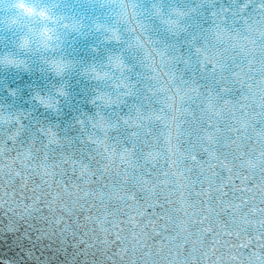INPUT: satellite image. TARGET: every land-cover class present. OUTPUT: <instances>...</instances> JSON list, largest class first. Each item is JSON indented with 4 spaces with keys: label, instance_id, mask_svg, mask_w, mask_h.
<instances>
[{
    "label": "water",
    "instance_id": "95a60500",
    "mask_svg": "<svg viewBox=\"0 0 264 264\" xmlns=\"http://www.w3.org/2000/svg\"><path fill=\"white\" fill-rule=\"evenodd\" d=\"M17 2L0 0V59L23 62L19 67L0 65V264H260L257 255L264 257V248L257 245L256 221L264 207V192L259 187L264 179V165L259 163L264 159L259 155L264 143L253 131L264 127L259 95L264 0H25L50 10L51 20L44 23L24 16L14 6ZM131 4L152 46L170 61L165 71L174 73L176 84L167 95H174V88L182 84L198 87L202 97L211 90L235 105L234 117L225 114L220 118L221 135H229L226 126L231 123L237 131L228 138L236 141L237 148L243 146V159L237 161L239 176L232 174L231 181L227 171L217 168L214 177L208 170L200 141L196 149L185 147L182 157H173L184 160L177 166L178 173L184 167L194 169L181 181L172 175L175 168L167 165L163 143L157 145L161 156L151 163L134 161L129 168L118 158L119 146L114 141L129 135L119 121L134 116L137 109L146 112L149 102L153 109L161 106L155 102L162 101L163 94L150 96L146 91L158 87L154 85L157 81L145 77L156 76L161 85L167 80L158 75L162 64L158 57L153 54L145 62L142 53L130 47L135 34L123 20ZM174 10L184 15L178 17ZM128 19L135 23L131 15ZM167 20L176 21L177 27L169 29ZM42 28L51 37L48 50L42 47ZM106 28L115 30L120 41L110 40ZM217 28L242 39L217 42ZM22 39L29 41L28 50L19 47ZM231 43L242 45L249 54L232 49ZM197 48L210 58L221 53L215 69L208 63L201 67ZM116 55L127 69L122 76L108 66V58ZM51 61L70 67L57 76L49 66ZM91 68L110 71L113 79L97 81L87 74ZM233 72H240L243 83L229 77L231 91L221 94L224 82L216 81L221 74ZM120 79L130 85L132 95L105 106L98 97L116 98L119 90L112 84ZM37 97L54 101V107L45 108ZM187 107L184 119L190 124L191 113L199 109L195 102ZM97 114L110 125H118V131L108 133V151L113 146L117 149L111 162L100 156L104 148L96 152L88 142L90 136L103 135L92 127ZM252 116H256L252 128L241 131L238 121ZM49 129L58 143L46 147L48 137L43 133ZM129 143L124 139V146ZM191 155H197L201 163L193 162ZM65 157L70 161L67 165ZM72 161L78 164L73 166ZM80 165L89 167L86 175ZM201 168L203 173H199ZM116 173L127 182L113 183ZM245 176L249 179L242 184ZM221 181L228 197L216 191ZM179 183L188 186L177 187ZM233 185L245 191L233 196ZM242 201L247 203L233 213L231 205ZM251 208L257 209L254 216L249 213ZM245 214L252 225L244 224L241 215ZM234 217L236 226L226 229L225 221ZM249 239L248 248L240 247Z\"/></svg>",
    "mask_w": 264,
    "mask_h": 264
},
{
    "label": "snow or ice",
    "instance_id": "6c2138e0",
    "mask_svg": "<svg viewBox=\"0 0 264 264\" xmlns=\"http://www.w3.org/2000/svg\"><path fill=\"white\" fill-rule=\"evenodd\" d=\"M123 2V0H122ZM17 9L21 10L24 16L28 18H38L41 23L48 22L51 20L49 15V9L47 7H41L38 3H26L25 0H18V2L14 5ZM247 5H245L246 7ZM135 5H129V11H126L124 14L123 22L128 24V31L134 33L133 41L130 47H133L139 50L142 53L143 61L148 62L150 57L154 54L158 57L161 61V67L158 71V75H164L167 77L166 82L161 85V82L157 80L156 76H148L145 77L149 80H156V84L159 85L158 87L154 86L149 89H146L148 95L150 96H157V94H163V99L157 100L155 103L161 105L159 108L153 109L152 103H147V111H142L140 109L136 110L134 116L124 117L119 121V124H122L126 130H128L129 135L126 138L121 139L120 141H114L116 145L119 146L118 158L123 161L129 168L133 167L134 161H143L145 163H151L154 160H157L161 153L157 149L158 143H163L165 145V151L167 153V165L170 169L175 168L172 170V175L176 178L177 181H181L186 173H191L194 171L193 168L184 167L182 171L179 173L176 171L178 164L182 165L184 163L183 158L179 161L177 159H173L174 156H183L182 150L185 147H189L191 149H196L197 143L196 141H200V152L204 157H207V160L204 162L208 165V170L213 173L214 177H217L218 172L216 169L222 170L223 172L227 171L229 173L227 179L229 181L232 180V174L239 176V172L237 168L239 165L237 161L243 159V154L240 148L243 146L241 145L240 148L236 147V141L230 140L228 138L233 132H236L237 129L229 123L226 126V131L229 135H221L223 131L221 127V116L228 115L229 117H234L235 112L233 109L235 105H233L232 101L229 99H221L220 95H214L211 90L207 92L206 96H201L198 87L192 86H184L178 85L174 89V95H167L166 93L173 89L172 85L176 84L175 82V75L169 71H165L166 65L170 62L165 57V53L161 50H157L155 47L152 46V41L144 34V26L139 23L136 19V14L131 9H134ZM264 8V5L261 6ZM244 8H241L243 11ZM155 14L157 16L160 15L159 9L155 10ZM174 15L178 17H182L184 13L174 10ZM131 15V18L135 23H130L128 16ZM167 24L169 29H175L177 27V23L174 20H167L164 21ZM106 32H110L109 39L115 42L120 41V37L115 30L105 29ZM40 36L42 37L43 43L42 47L45 50H48V41L51 37L48 34V29L42 28L40 30ZM259 36L261 41H264V29H261L259 32ZM214 37L217 42L223 41H231L235 42L242 37L239 34H229L223 28H217V31L214 33ZM243 39L247 40V43L252 45L255 44V41L247 39V37H243ZM19 47L24 50L29 49V41L27 39H22L20 41ZM232 49H239L242 54L248 55L249 53L245 51V48L242 45L231 43ZM251 52H255V49H251ZM197 54L202 56L201 67H203L204 63L210 64L214 69L217 67V59L220 57L221 53L217 52L215 54V58H210L209 54L206 52H202L200 48L196 49ZM259 55L262 57L260 61V68H261V80H260V91L259 95L261 97V105L260 107L264 109V45L261 46L259 50ZM23 62L13 60L10 58H3L0 59V65L5 66H21ZM252 63L249 60L248 64ZM51 70L57 75H61L64 73L66 69L70 67L68 63H62L61 61H51L49 64ZM108 66L111 71H115L119 73L121 76L127 70L126 66L123 62L121 56H110L108 58ZM225 67L224 64L220 65V68L223 69ZM103 73L102 75L100 73ZM87 74H90L95 80L97 81H105V80H112L113 77L110 71H100L95 68H91ZM229 77L234 82L243 83L241 78L240 72H233L231 75L221 74L216 81V83H220L221 81L224 82V87L220 88V93L224 94L231 91V87L228 84ZM251 88V85H248ZM113 89H118L119 94L116 98L110 97L108 95H101L98 97L99 100L103 102L105 106H111L116 104L119 100L123 99L125 96L132 95L130 91V85L125 82L124 79H120L115 81L112 84ZM59 95H64L62 90L58 91ZM202 97V99H201ZM39 103H41L45 108H53L54 101H51L46 98L37 97L36 98ZM219 101V103H217ZM198 107L199 111L192 112L191 116L189 117L192 120V123H188L187 120L184 119L186 115L189 113V108L187 107L190 104H193ZM95 123L92 124L94 129H98L100 133L103 135L99 138L97 137H88V142L93 144L95 147L96 152L99 151L100 148H104L105 151L100 153V156L106 157L110 162L113 160L114 157L117 156V149L115 146L112 147V151L109 152V132H116L118 131L117 124H109L107 123L102 117H99ZM260 117L264 119V111L260 113ZM217 122L215 125L213 124V120ZM252 121H256V116H252L251 119L238 121L239 129L243 132H246L248 128H252ZM234 123L237 121L233 120ZM258 122V121H257ZM209 129H212L209 131ZM255 137L259 139L260 142L264 143V127H261L259 131H253ZM48 137L47 144H57L58 140L56 139L55 134L49 129L46 133H43ZM16 133L13 134V137H9V139H13ZM124 139L130 141L127 146H124ZM247 139V137H245ZM153 149H156L154 152ZM3 149H0L2 152ZM28 155V153H25ZM261 157H264V151L259 153ZM47 159V157H44ZM92 158V157H90ZM96 159V157H95ZM190 159L193 162H199L197 160V155H191ZM215 161V163H213ZM69 160L67 157L64 158V164H69ZM261 165H264V159L259 160ZM71 164L75 166V161H72ZM81 166V173L86 175L89 167L87 165H80ZM155 164L152 165L154 167ZM53 167H59V165H54ZM262 173H264V166L261 167ZM204 170L201 168L199 173H203ZM55 174V173H54ZM74 174V173H73ZM150 175V173H149ZM163 175H168L167 172L163 173ZM249 178L247 176L241 179V183L243 184ZM126 183V177L121 178L120 173H116V182ZM147 183L146 181L144 182ZM165 185H167L168 181H163ZM210 181H208V184ZM222 187L217 188L216 191L222 193L223 197H228V193L224 191L225 185L223 181H221ZM232 185V184H230ZM177 187H184L186 188L188 185L184 184H177ZM135 187V185H133ZM261 191L264 192V179L261 180V185L259 186ZM245 191L244 188H236L234 185L232 187V194L235 196L237 192ZM249 191V189H247ZM250 192V191H249ZM132 197L130 196L129 199ZM167 199V197H165ZM242 203H247V201H242L241 203H237L231 205L233 213L238 211ZM261 203L264 204V199L261 200ZM195 207V205H193ZM257 212V209L251 208L249 209V213L253 216ZM261 214V219L256 221V224L259 225V235L256 237L257 245L259 248H264V207L259 209ZM244 224L252 225V221H249L245 215H241ZM203 223V220L200 221ZM235 217L231 221H225L226 229H230L231 227L236 226ZM254 226V225H253ZM242 231H247L246 229H241ZM257 230V229H256ZM209 232L213 231L212 229H208ZM228 235H231V231L229 230ZM215 243V241H214ZM252 244V240L249 239L247 243L240 245L242 248H248ZM235 259V258H233ZM257 259L260 261V264H264V257L257 255Z\"/></svg>",
    "mask_w": 264,
    "mask_h": 264
}]
</instances>
